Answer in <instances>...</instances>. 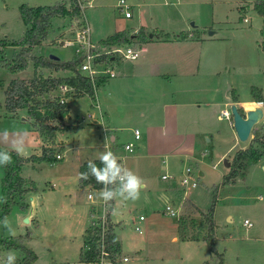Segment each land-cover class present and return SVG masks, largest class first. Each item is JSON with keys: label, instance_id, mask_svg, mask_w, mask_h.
<instances>
[{"label": "rangeland", "instance_id": "1", "mask_svg": "<svg viewBox=\"0 0 264 264\" xmlns=\"http://www.w3.org/2000/svg\"><path fill=\"white\" fill-rule=\"evenodd\" d=\"M58 1L60 0H4L3 8V2L0 0V41L3 38H7L8 42L12 41L9 39L17 41L22 37L23 25L18 13L20 4L48 6ZM115 1L117 0H92L89 5L84 3L81 16L86 18L90 26L92 40L98 41L97 37L112 33L116 28L125 33H132L137 26L143 25L148 32L157 33L163 29L178 33L180 30H194L193 26H199L204 34L215 32L208 44L205 43L207 49L201 50L204 56L203 63L206 66L202 72L203 77L213 78L212 74L217 73V80L228 79L240 99L250 95V87L264 88L263 18L250 7L249 10L240 12L237 8L239 2L253 4L254 0H124L132 15L129 20H125L122 12L114 6ZM136 1H141L144 5L135 6ZM240 16L247 17L248 22L243 23ZM78 22L77 16H58L54 26L52 25L53 29L47 32L38 47L32 49V53L35 56L52 54L60 61L76 57L74 46H61L57 40L59 37L69 38ZM142 46L145 50L139 53L136 60L130 62L142 63L135 74L128 78L114 77L98 82L95 91L100 110L105 109L113 119L110 128L114 129L112 133L116 137V148L124 158L143 155L146 150L148 153L158 149L169 151L165 156L141 159L140 162L143 163L134 171V174L143 181L139 198L131 201L130 199L124 201L121 198L124 205L121 209L129 214V219L124 220V223L120 222L119 230L114 231L118 234V236L115 234L118 241L120 239L121 255L128 258V261H121V264H202L205 260L209 264H214L215 259L209 255L203 240L205 229L202 218L195 209L187 205L185 198L192 201L197 209L206 211L210 205L212 188L215 186L218 188L217 200L213 208L214 249L221 254V264H264V153L255 164L247 168L243 177L237 176L232 181L221 184V175L228 172V168L223 165V159L231 163L237 149L254 146L252 131L260 129L263 125L264 109L263 119L252 127L247 140L238 141L231 128V119L227 121L216 118L219 107L208 104L202 106L204 110L197 113L191 106V102L198 99L194 93H184L174 97L172 91L164 92L160 89L162 86H167L168 89L173 87L171 77L168 81L161 79L160 82H155L152 78L146 80L147 75H152L157 70L153 66L159 62L160 57H164V54L171 55L174 50H169L156 41L151 46ZM16 50H18L17 46L11 47L8 43H4L0 47V57L9 58ZM123 64L129 63L123 62ZM147 64L151 68H148ZM163 68L166 71L162 73L172 74L170 65ZM187 68L175 65L174 72L179 70L185 72L190 67ZM34 69L35 65L32 61H27L21 72L8 74L10 73L8 70L0 68V149L2 150L13 149L11 142L21 137L25 152H29L31 146L35 145L32 121L26 116L24 109L11 114L9 113L11 111L8 112L3 106V90L10 77L15 74L28 81ZM52 94H56V91ZM48 96L53 97L50 93ZM92 101L89 95H83L76 101L72 100L73 112L78 118L85 116L87 111L96 114V110L88 107ZM141 112H144L145 123H143L144 119L138 116ZM150 120L158 128L153 132V136L157 138H153L152 143L155 144L152 147L146 143L145 149L141 145L143 137L140 140H133L132 129L137 128L142 133L143 125ZM175 125L178 127L182 125L194 136L193 145L183 147L184 151L182 150L189 157L172 153L175 152L172 145L177 140L172 138L174 134L169 131L175 130ZM5 131L8 133L7 141L4 138ZM168 132L172 135L169 136ZM128 142L133 144L132 152L123 149V145ZM223 153L224 156L220 157ZM26 164L22 165L19 171L22 167H26ZM55 167L56 165L50 166L39 162L33 167L35 171L30 172L31 178L28 180H31L37 188L43 187L47 185L49 179L56 176ZM186 167L190 169L189 183L195 180L196 186L194 188L186 186L183 194L178 181L183 177ZM124 168L129 167L124 164ZM131 171L133 172L132 169ZM199 172L202 174L198 175ZM163 174L167 176L166 179L160 177ZM2 176L3 171L0 167V181ZM171 185L173 191L177 190L168 198L165 189ZM1 196L0 188V199ZM44 198V205L51 206V209L43 212L37 224H31L22 220L20 222L19 216L24 208H21L13 196V202L0 218V238L27 234L29 238L24 241V245L30 242L27 245L36 255L35 261L31 264H61L58 260H51L53 254L42 250V241L37 240L36 234H40L43 228L48 234H54L64 225L66 211L61 206L63 203L66 204V201L58 189L46 194ZM178 203L181 207L179 213ZM166 205L177 214L173 217L167 215L164 212ZM138 216H142V220L136 222L142 231L141 234L133 230L131 220L133 218L137 221ZM177 216L181 219L180 228L183 236L194 233L197 235V240L180 242L171 239L175 232L174 224ZM5 217L10 221L14 234H10L3 225L2 221ZM243 219L249 220L252 226L245 228L242 225ZM137 247L138 249H135ZM8 253L14 254L15 257L20 256L16 250L0 249V264H4Z\"/></svg>", "mask_w": 264, "mask_h": 264}, {"label": "crops", "instance_id": "2", "mask_svg": "<svg viewBox=\"0 0 264 264\" xmlns=\"http://www.w3.org/2000/svg\"><path fill=\"white\" fill-rule=\"evenodd\" d=\"M3 1L4 0H2V2ZM91 1L89 0L88 5L90 4ZM134 4L135 6H138V7L144 5V3H141V1H136ZM3 5H5V2H3L2 7ZM20 5H24V4L22 3ZM26 6H29V5H26ZM114 6L117 8V1H115ZM249 7L252 8V3L246 2L244 4L243 3L240 4L239 2L237 5L239 12L241 10H249ZM57 17L58 16H54L50 19L48 32L53 29V26H54L53 24H55V20H57ZM131 17L132 15L130 13L129 18H124V17L123 18L125 20H129ZM82 18L84 17L81 15L77 16L78 20H81ZM240 19L243 23L248 22V19L245 16H242V17L240 16ZM243 19H245V21H243ZM85 21H86V18H85ZM21 24L23 25L22 22ZM86 24L89 27L90 36H92L91 29L87 21H86ZM137 27H142L146 33H150L148 32V30L145 29L143 25L137 26ZM137 27L132 32H135L138 29ZM193 27H195L194 30L185 29V30H180L178 33L169 32V31L161 29L163 33L161 34V36H155V35L151 36V39L149 41L143 44H140L141 52L145 50L144 46L142 45L151 46L154 44L155 41L160 42L161 45L165 46V48H168L169 50H174V53H171V55L164 54V57L163 56L160 57V59L158 60L159 62L157 64H154L153 66V67H156L157 70L154 71L152 75H147L146 80H148V78L150 79L152 78L155 82H160L161 79L168 81L170 80L169 78L171 77V80H172L171 82H172L173 87L168 89L167 86H162L160 87V89L164 92H167L168 90L172 91L171 94L174 97L184 94V93H194L198 97V99L194 100V102H191L192 104L191 106H192V109H194L195 112L197 113L204 110L203 107L207 106L208 104H213L214 106L219 107L218 112L221 109L229 107L231 104H235L236 107L242 109V111L244 112L247 109L243 106V104L245 102H251L250 95L247 96V98L240 99L238 97V94L234 92V89L229 84L230 82L228 79L227 80L226 79L217 80L218 79V75H216L217 73L212 72L213 78L211 76H207V77L202 76L203 69L206 66H205V63H203L204 56L201 50L207 49L208 46H205V43L208 44V41L211 40L215 32L210 31L207 34H204L202 32L201 27L199 26L197 27L193 26ZM25 29H26V26L23 25L22 35ZM117 31H121V30L119 29L117 30L116 28L112 33L109 32L107 35L104 34L103 37H97V39L99 38L98 41H101L107 36ZM164 34L167 35V37ZM181 34H184L185 37L180 38ZM3 39L8 40L7 38H3ZM9 40L16 41L15 39H9ZM201 55H202V62H200ZM37 56H43V55L39 54ZM123 62H127V61H123ZM123 62H119L118 65L116 66L117 75L115 77H122V76L125 78L131 77L132 74H135V72L140 69V65L142 64V63L132 64L130 62H128L129 64H123ZM169 65L170 67H172V71H170V73L172 74L162 73L166 71L165 68L163 67L169 66ZM175 65L176 66L179 65L182 68H185V67H188V68L190 67V68L189 69L187 68L188 70L185 72H181L180 70L179 72H174ZM148 68H151V66L148 65ZM17 72H21V70H18ZM11 73H15V71L10 72L8 74H11ZM200 74H201V77H199ZM33 75L41 76L43 78L68 77L71 75V72L66 71V70H53L49 68L35 66L32 76ZM144 77H146V75ZM163 77H165V79ZM22 78L23 77L21 76L19 77L18 75L13 74V76H11L7 82H9L11 79H22ZM23 80H26V79H23ZM260 91L262 94H264L263 87H260ZM218 94H221V95L218 96ZM231 94L236 98L237 100L236 102H232ZM80 97L74 98L72 96V97L67 98L66 100V103L68 106L67 114L61 120L50 123V125L58 124L61 127L60 130L54 132V136L50 141L38 133L37 129L35 128L33 124V119L30 117L32 121L31 122L32 131L34 132L33 136H35L34 137L35 145L31 146L29 152H24V154H20V156L22 157H29L31 155L39 156L43 148L51 150L53 154L58 153L59 159L52 158L51 160L40 162V163L49 164L50 166L56 165L55 167L56 176H54V178L49 179L47 181V185L43 187L37 188L35 186L34 192H28L25 194L15 195V199L17 200L18 204L25 205L23 213L19 216L20 222L21 220L23 222L24 217H27L28 219L27 223L37 224L43 212H48L51 209V206L44 205L43 203L44 196H46V194H50V192H53L56 189H58V191L62 194L63 199L66 201V204L63 203L61 206L66 211V215H65L66 221L64 225H62L58 231H55L54 234H48L44 228L40 234L39 233L36 234L37 240L42 241L41 242L42 250L48 251V253L53 254L51 260L52 261L58 260V263H61V264H86V263H82L78 261V254H79V249L82 246L84 230L87 227L91 216L92 217L97 216V215L99 216L101 214H104L105 211H107L108 219L110 223L112 224L113 233L116 234L117 236L118 234L115 233L114 231L117 232L119 230L118 229L120 228L119 223L120 222L124 223V220L126 221L129 219L128 218L129 214L124 213V211H122L121 209L124 206L122 205L121 198L119 197L114 198L112 200V204L108 205L107 202L103 201V199L99 195L101 189H94L90 187L89 185H84V186L79 185V182H78L79 166L82 163L99 159V156L102 152L109 151L112 148L113 154L117 157V160L120 162V165H122L123 167H124V164L128 165L129 167L128 169L129 170L132 169L134 173L138 165H141L143 163V162H140L141 159L144 160L148 158H158L161 156H165L169 152L168 150L158 149V150H153L152 152L148 153L146 150V153L143 155L138 154L136 156L124 158L123 155H121L116 148V145H115L116 137L112 133L114 132V129L110 128L111 127L110 124L113 123V119L109 116V113L105 109L103 111L100 110L97 99L94 100L92 96H89L91 99H93V101L92 103L89 104L88 107L90 109L96 110V114L90 111L89 112L87 111L85 116H81L80 118H78L76 113L73 112V108L71 104L72 100L76 101V99ZM216 97H218V99H215ZM20 109H24L26 116H29L26 108H18V109H15L14 111H11V112L8 111V112L11 114H16V112ZM138 116L144 119V112L139 113ZM216 118H219L218 115L216 116ZM22 120L24 119L22 118ZM145 121L146 119H144L143 123H145ZM228 123L230 125V122ZM177 127L178 126L175 125L174 127L175 130L169 131L174 134L172 138L174 140H177L176 143L174 142V144L172 145L173 150H175L176 153L175 152H172V153L176 155L183 154L184 157H189L186 153L182 152V150L184 149L183 147H186L191 144L193 145L194 136L192 133L189 132L187 128L184 127L185 128L184 129L182 125L178 128ZM133 129H137V128H133ZM157 129L158 128L154 126L150 120V122H147L146 125H143L141 129L142 133L138 130L139 137L137 140H140L141 137H143L141 141V145L145 149H146V143H148L150 147H152L155 144V143H152V141H153V138L156 139L157 137L153 136V132L154 130H157ZM171 135L172 134H169V136ZM42 142L44 143L43 144L44 146L41 145ZM174 147H177V148H174ZM6 151L16 152L13 149L6 150ZM222 156H224V153L220 157ZM36 163L38 164L39 162H29L28 164L25 165L26 167H22L19 171V176L22 177L23 179H30L31 177L29 176V174L30 172L35 171L33 167L37 166ZM33 164H36V166H33ZM183 174H184V171H183ZM225 174L223 173L221 176ZM185 188L183 189V194L185 193ZM173 189L174 188L172 187V185L168 186L165 189L166 190L165 194L166 196H168V198L173 196L174 195L173 193H175V191L177 190L176 189L175 191H173ZM87 194H90V198L87 197ZM29 196L31 197V202L28 200ZM45 199L46 198H44V201ZM259 199H261V196H259ZM178 204H179V208L177 209V211L179 213V210L181 209V207H180V203ZM192 204L194 205V207H196L193 202ZM30 207H31V211L28 213ZM109 207H111V210H108ZM202 212H205V211H202ZM138 217H137V221L131 218L132 224H133V230L135 226L138 227L136 222L141 221L138 219ZM179 218L180 217L177 216V219L174 224L175 232H174V235L171 237V239L173 241L179 240L180 242L193 241L189 238H186V236L184 239L180 238L181 233L179 231ZM17 224H18L17 225L18 227L19 222ZM135 232L137 234L142 233V231L140 233H138L137 231ZM28 243L30 242L25 243V246L27 248H29L27 245ZM119 246H120V251L117 255V261L119 264H121V261H122L121 258L126 257V256L121 255L120 239H119ZM135 249H138V247ZM6 261H7V258H5V261L3 263L6 264ZM126 261H128V258ZM90 264H97V263H90Z\"/></svg>", "mask_w": 264, "mask_h": 264}, {"label": "trees", "instance_id": "3", "mask_svg": "<svg viewBox=\"0 0 264 264\" xmlns=\"http://www.w3.org/2000/svg\"><path fill=\"white\" fill-rule=\"evenodd\" d=\"M85 3L89 0H83ZM252 9L263 18L264 22V0H254ZM78 7L75 0H60L48 6H26L20 5L18 7L19 18L26 29L22 37L17 41L8 42L6 39L0 41V47L4 43L10 46H17L18 50L11 53L9 58L0 57V68L14 72L22 70L27 61H32L35 66L49 68L53 70H66L71 72L68 77H47L33 75L28 81L23 79H11L3 90L4 101L3 106L7 111H14L18 108H26L29 117L33 119V124L41 136L51 140L54 132L61 129L56 125H50L51 122L61 120L68 111L67 103L59 104L55 98H50L48 94L56 89L59 84H66L72 87L75 91L74 98L82 95H93L92 88L87 78L82 77L76 73V66L80 62L79 57L71 58L67 61H60L59 59H50L48 56H35L32 53L34 47H38L41 41L46 37L49 30V21L54 16H78ZM162 31L154 33H146L142 27H139L135 32L125 33L117 31L103 39L104 43H127L131 42L134 45L143 44L151 39V36H161ZM165 35V34H164ZM167 37V35H165ZM184 34L180 38H184ZM166 40V38H165ZM264 50V46L262 45ZM264 79V69L262 71ZM44 96V97H43ZM46 96V97H45ZM251 101L263 103L264 109V94L261 93L257 87H250ZM232 102H236V98L231 94ZM242 114V109H238ZM252 143L254 146H248L243 149H237L232 157L228 172L221 177V184L232 181L235 177H243L247 168L255 164L264 153V123L259 129L252 131ZM256 145V146H255ZM0 151H6L0 149ZM109 151L113 153L111 148ZM11 155L12 163L5 166H0L3 171V176L0 181L1 188V214L4 215L10 204L13 202V196L25 194L35 191V185L31 180L23 179L19 176V168L29 162H42L54 158L53 152L49 149L43 148L39 156L31 155L29 157H22L14 151H7ZM97 167L102 168L103 164L99 159L92 160ZM117 163L120 162L117 160ZM88 162L82 163L78 169L79 185H89L94 189H102L103 185L97 183L95 178L89 176L88 179H81L80 174L88 171ZM114 184H109L108 188L112 189ZM218 186L212 188V197L210 205L205 212L194 207V205L186 198L188 206L192 207L200 214L202 224L205 227L203 240L206 243L209 255L215 259L214 264H221V254L214 249V229L215 223L213 221V208L216 202V192ZM112 204V200L107 202ZM25 208V205H21ZM105 231L101 235V229L96 226L95 221H89L84 230L82 246L79 249L78 261L82 263H98L100 254V242L105 255L103 256L107 262L115 264L117 255L120 251L119 241L117 236L113 233L112 224L108 219V212L105 211ZM181 219L179 218L180 238L185 236L180 228ZM29 237L25 235H16L11 237L0 238V249L16 250L20 253L16 257L15 264H31L35 261V253L24 245V241ZM191 240H197L196 234L186 236ZM202 264H209L204 261Z\"/></svg>", "mask_w": 264, "mask_h": 264}, {"label": "built area", "instance_id": "4", "mask_svg": "<svg viewBox=\"0 0 264 264\" xmlns=\"http://www.w3.org/2000/svg\"><path fill=\"white\" fill-rule=\"evenodd\" d=\"M76 5L78 7V15H82L84 10V1L83 0H75ZM88 3V2H86ZM117 8L122 12L124 18L130 17V11L128 5L124 3V0H117ZM245 21V19H243ZM57 43L61 46H74V54L76 57L80 58L79 64L76 66V73L82 77L88 79L89 84L93 91V99L96 100V86L98 82H104L107 79L114 78L116 73V66L119 62L134 61L139 53L141 52V47L138 45H134L133 43H104L101 41H94L91 39L89 27L86 24L84 18L79 20V22L75 25L72 34L69 38L59 37ZM56 91V94H52ZM75 94V91L72 87L66 84L57 85L56 89L50 92V95H53L52 98H55L59 104L66 103L68 97H72ZM262 109L263 111V103L261 101L256 102V106ZM218 117L225 119L227 121L230 120V112L229 107L221 109L218 112ZM133 139L137 140L139 137V133L137 129L132 130ZM44 143L42 142L41 145ZM130 146V150H129ZM133 144L128 142L123 145V149L126 152H132ZM55 159H59V154L55 153ZM190 173V169L186 168L184 170V175L178 181V185L184 189L186 186H190L194 188L196 186V181H192L189 183L188 174ZM162 179H166V175L161 176ZM119 180L115 181V187L119 185ZM87 197L90 198V194H87ZM164 212L170 216H174L176 211L171 209L169 206H165ZM105 212L104 214L97 215L90 218V221H95L96 226H99L101 229V235L105 231ZM139 220H142V216L138 217ZM247 222V223H245ZM242 225L245 228H250L252 223L243 219ZM134 230L138 233L141 232L137 226L134 227ZM105 253L102 249V244L100 242V254L99 261L97 264H111L106 261L103 257ZM121 260L124 262L127 260L126 257H122ZM115 264H119L116 258Z\"/></svg>", "mask_w": 264, "mask_h": 264}, {"label": "clouds", "instance_id": "5", "mask_svg": "<svg viewBox=\"0 0 264 264\" xmlns=\"http://www.w3.org/2000/svg\"><path fill=\"white\" fill-rule=\"evenodd\" d=\"M4 138L7 141L8 133L4 132ZM13 149L18 155L24 154L23 138L15 139L11 142ZM130 150V146H129ZM100 162L103 164L102 168L97 167L93 162L89 161L87 164L88 171L80 174L81 179H88L89 176L95 178L97 183L103 185L100 190V197L103 201L108 202L114 198H122L123 200H136L139 198V193L143 185L142 179L134 174L131 170L124 168L117 163V157L111 151H104L99 156ZM12 163L11 155L7 151H0V166H7ZM123 173V174H122ZM119 180V185L109 189V184H114ZM3 225L8 229L10 234H14L11 228L10 221L7 217L2 221ZM247 223V222H245ZM15 255L9 254L7 256L6 264H15Z\"/></svg>", "mask_w": 264, "mask_h": 264}, {"label": "water", "instance_id": "6", "mask_svg": "<svg viewBox=\"0 0 264 264\" xmlns=\"http://www.w3.org/2000/svg\"><path fill=\"white\" fill-rule=\"evenodd\" d=\"M48 58L50 59H58L55 55H48ZM238 107H236L235 104H231L229 106V112H230V119H231V128L237 138L238 141L244 142L247 140L251 129L254 125H256L258 122H260L263 118V111L259 107L249 108L245 110L242 114L239 113ZM223 165L226 168H229L230 163L223 159ZM201 173L199 172L198 175ZM28 200L31 202V197H28ZM108 210H111V207L108 208ZM31 211V207L29 208L28 213ZM24 223L28 222L27 217H24L23 219Z\"/></svg>", "mask_w": 264, "mask_h": 264}, {"label": "bare ground", "instance_id": "7", "mask_svg": "<svg viewBox=\"0 0 264 264\" xmlns=\"http://www.w3.org/2000/svg\"><path fill=\"white\" fill-rule=\"evenodd\" d=\"M243 106L246 108V109H249V108H253L256 106V102H245L243 104Z\"/></svg>", "mask_w": 264, "mask_h": 264}]
</instances>
